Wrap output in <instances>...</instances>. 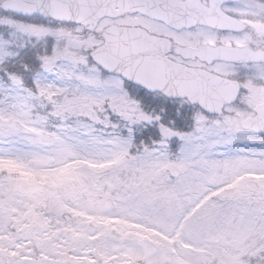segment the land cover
<instances>
[{
  "label": "snow or ice",
  "instance_id": "1",
  "mask_svg": "<svg viewBox=\"0 0 264 264\" xmlns=\"http://www.w3.org/2000/svg\"><path fill=\"white\" fill-rule=\"evenodd\" d=\"M0 264H264V0H0Z\"/></svg>",
  "mask_w": 264,
  "mask_h": 264
}]
</instances>
